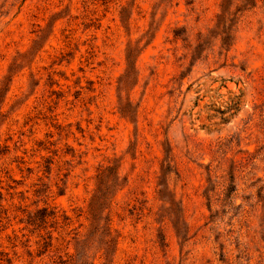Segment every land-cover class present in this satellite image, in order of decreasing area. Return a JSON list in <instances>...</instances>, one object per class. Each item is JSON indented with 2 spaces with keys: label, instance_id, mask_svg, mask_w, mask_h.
<instances>
[{
  "label": "rangeland",
  "instance_id": "1",
  "mask_svg": "<svg viewBox=\"0 0 264 264\" xmlns=\"http://www.w3.org/2000/svg\"><path fill=\"white\" fill-rule=\"evenodd\" d=\"M85 240L89 264H264V0H0V264Z\"/></svg>",
  "mask_w": 264,
  "mask_h": 264
},
{
  "label": "trees",
  "instance_id": "2",
  "mask_svg": "<svg viewBox=\"0 0 264 264\" xmlns=\"http://www.w3.org/2000/svg\"><path fill=\"white\" fill-rule=\"evenodd\" d=\"M135 53H137V48H133V49H130L129 51V54H128V61H129V67H130V74L134 73V65H133V57L135 55ZM132 76H129V80L128 82L130 81ZM108 172V168L107 169H104L100 172L99 176H98V189H97V193L96 195L93 197L92 201H91V204H90V207H89V216H90V219L93 220V224H96L95 226V230L98 231L100 225H99V221L101 220V210L102 208L107 204V201L109 200L110 198V195H111V192L113 193L112 191V187L116 186L115 183H113L110 187V186H106V178L109 177V174L106 175V173ZM54 216L53 213L51 214H47V210H42L39 212L38 216L40 217L39 218V221L41 222H45V219L47 218V216ZM66 221H70L69 218H64ZM38 219H36L35 221H37ZM30 222H33V224H36L34 223L33 220H29ZM69 225V224H68ZM101 228V227H100ZM102 229V228H101ZM111 228L108 230V234L106 235V231L107 230H104L103 229V235L104 237H107V240L106 242L104 241V244L107 246V249L105 250V253L103 256H105V260L108 261L109 259V250L111 251V249L113 248V244L115 243V240L113 238H111L112 234H111ZM51 238V237H50ZM82 247L80 248L78 254L76 255V257H78L80 259V261H82L83 264H89V262L91 261V255H90V252H89V249L87 248V243H88V240H85L82 242ZM101 244H103V240L101 241ZM112 246V247H111ZM101 249H104V248H101ZM82 251V252H80ZM68 255V253H67ZM75 256H68L69 260L68 262H72L74 259ZM102 258V257H101ZM62 264H64V262H62ZM66 264H70V263H66Z\"/></svg>",
  "mask_w": 264,
  "mask_h": 264
}]
</instances>
